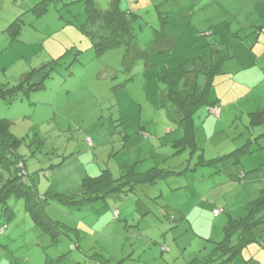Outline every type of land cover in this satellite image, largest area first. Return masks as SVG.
<instances>
[{"label":"rangeland","instance_id":"374dc122","mask_svg":"<svg viewBox=\"0 0 264 264\" xmlns=\"http://www.w3.org/2000/svg\"><path fill=\"white\" fill-rule=\"evenodd\" d=\"M28 1L0 0V86L44 65L33 81H42L44 71L50 75L29 97L1 101L0 118L25 139L17 151L40 194L51 190L81 202L46 209L79 226L82 240L79 249L67 237L57 243L34 225L27 200L12 196L9 208L0 209V264H101L93 257L100 254L113 264H186L211 253L230 214L244 217L241 204L263 183L256 171L241 180L238 173L264 163V123H250V112L264 108V0H95L104 21L117 5L139 15L120 31L133 28L132 43L102 54L88 33L100 22L83 28L84 0H50L38 17L26 10ZM19 16L22 30L14 40L8 25ZM167 67L172 76L182 75V94H201L211 77L207 100L223 109L222 117L212 115L222 123L198 124L197 144L212 159L250 139L252 152L240 151L242 165L229 163L221 172L196 166L198 152L174 146L182 131L169 115L179 119L181 111L157 75ZM200 111L211 115L206 104ZM156 167L179 174L158 176L155 184H138L108 201H86L85 178H101L109 169L119 182L131 168ZM249 258L264 264L263 242L244 248L234 264Z\"/></svg>","mask_w":264,"mask_h":264},{"label":"trees","instance_id":"16d2710c","mask_svg":"<svg viewBox=\"0 0 264 264\" xmlns=\"http://www.w3.org/2000/svg\"><path fill=\"white\" fill-rule=\"evenodd\" d=\"M50 0H40L36 4L32 5L27 11L36 13L35 16H41L42 13L47 10ZM85 11L87 14V25L83 26L85 29L88 24L91 26L100 22L98 29L88 30L92 37L94 46L97 53L102 54L107 49H111L119 46L122 43H132L134 34L132 30L125 33H120L127 29V23L130 20L134 22L139 17L136 13L130 10H124L117 5L111 19L104 21L102 11L96 6L95 0H84ZM162 5V4H161ZM160 5V6H161ZM21 16L16 17L9 25V31L16 40L21 33ZM125 27H124V26ZM123 26V27H122ZM131 37V38H130ZM122 42V43H121ZM45 65L42 67L44 68ZM42 68L36 69L32 73L26 74L18 83L14 85L4 84L0 86V102L4 101L11 104L14 100L23 99L24 96L29 97L32 90L44 88L46 77L50 74L48 71L42 73V81H33V76L40 73ZM188 68V66H187ZM171 67H167L157 72L158 80L163 81L167 86L168 95L178 105L180 112V118L175 119L172 115H169L171 120L176 122L178 128L182 131V136L174 140V146L178 150L189 149L191 153H197L198 160L196 166H212L216 171H222L224 166L228 163L242 165V159L240 158V151L247 149L245 152H252L249 149L251 140L237 149L225 152L222 155L207 159L205 151L201 149L196 140V121L198 120V110L207 105V112L217 118L221 114V106L217 101L209 102L207 100L208 88L213 84L211 77H209V86L201 93H181L180 79L181 76H172ZM212 75V74H210ZM22 96V97H21ZM218 107L220 112L218 115L212 112V109ZM197 114V115H196ZM252 120L250 123L252 127H257L264 123V108L257 111L250 112ZM174 118V120L172 119ZM197 118V119H196ZM204 120H202L203 122ZM11 121L6 118H0V209H8V201L12 196L23 197L27 200V206L30 213L38 225L45 234L52 237L59 243V238L62 233H68L64 223L51 218L46 208L53 202H58L62 205H79V202L74 197H70L66 194H58L49 190L46 194L41 195L38 190V182L35 177L28 173L26 169V163L23 157L17 151V146L21 140L25 139L17 138L10 129ZM264 134V132H263ZM258 168L238 173V177L241 180L246 173H252L257 171ZM152 170V169H151ZM144 173H138L131 168L129 170V177L127 180L117 182L112 178V174L109 169H105L99 177H88L83 180L82 185L85 186V193L89 196L86 197V201L97 202L107 201V199L115 194L133 191L138 184H155L158 180V176L167 177L173 174H179L174 170L168 168H154ZM7 172L8 176L5 178L3 174ZM127 174V175H128ZM126 175V176H127ZM218 210V209H216ZM223 212H228L226 208L222 209ZM220 211V215H221ZM115 216H119L118 211H115ZM218 214V215H219ZM246 214V213H245ZM215 215V214H214ZM217 215V216H218ZM11 217V215H9ZM76 238V239H75ZM73 241L77 243V249L80 248L77 237L73 236ZM264 244V194H260L254 200L251 199L250 206L247 207V214L244 217L233 218L231 215L224 226V237L220 241L216 242L214 249L211 253L205 255H197L186 264H234L239 259L244 248L248 247L252 243ZM98 257L101 264H111L103 254ZM254 261L253 258L247 260L243 259L241 264H251ZM261 263V262H260ZM122 264V262L118 263ZM262 264V263H261Z\"/></svg>","mask_w":264,"mask_h":264},{"label":"crops","instance_id":"0c3cea01","mask_svg":"<svg viewBox=\"0 0 264 264\" xmlns=\"http://www.w3.org/2000/svg\"><path fill=\"white\" fill-rule=\"evenodd\" d=\"M33 1H28V3L26 4L27 6H26V10H29V8H31V6L32 5H34L35 3H32ZM201 112V111H200ZM209 114H210V112H209ZM220 116L222 117L223 116V109H221V114H220ZM198 118V120L196 121V134H197V125L198 124H200V125H205L206 126V124H211V125H213V123H214V125H220L221 123H222V121L220 120V119H215V118H213V116L212 115H210V116H208V115H201V114H199V116L197 117ZM196 118V119H197ZM202 120H204L203 122H202ZM236 144V143H235ZM231 145H229V146H227V147H224L225 149L224 150H228L229 148H231L230 147ZM239 145H237L236 147H238ZM232 163V162H231ZM229 164V163H228ZM228 164H226L225 166H224V169H225V167L228 165ZM233 164V163H232ZM224 169L222 170V171H224ZM261 169H263V170H261ZM252 170V169H251ZM221 172V171H220ZM257 173V175H258V179L259 180H261V182L263 181V183L261 184L260 182L259 183H256V185H255V187L254 188H256V187H259L260 186V188H256V192H259L258 194L256 193V194H254V197L252 198V200H254L255 198H257L260 194H264V163L262 164V167L261 168H258L257 169V171H256ZM245 176V178L244 179H246L247 177H248V173H246V175H244ZM167 177H169V176H167ZM166 178V177H165ZM243 179V178H242ZM240 182H243V181H240ZM146 184V183H145ZM242 185V187H244V183L243 184H241ZM262 186V187H261ZM136 188V187H135ZM244 189H242L241 191H243ZM135 191V189L133 190V191H128V192H122V193H115V194H124V195H127V194H129V193H133ZM114 195V194H113ZM242 195V194H241ZM112 196V195H111ZM110 196V197H111ZM109 199V198H108ZM108 199H107V201H108ZM97 202H100V201H97ZM97 202H95V203H97ZM102 202H104V201H102ZM250 203H251V196L250 197H248V198H245L244 199V201H243V204H241V206L243 207V209H244V212H246L247 211V207H249L250 206ZM47 210V209H46ZM216 210V209H215ZM214 210V211H215ZM228 210V209H227ZM231 209H229L228 210V212L230 211ZM31 214V213H30ZM231 215V214H230ZM31 216H32V214H31ZM218 216H221L220 214L218 215ZM218 216H216V217H218ZM232 216V215H231ZM33 218V217H32ZM51 218H53V217H51ZM54 219V218H53ZM54 220H58V221H60V222H62L61 220H59V219H54ZM33 222H34V219H33ZM62 223H64V222H62ZM65 225H67L66 223H64ZM34 225L35 226H38V225H36V222H34ZM68 226V228L66 227V229H67V231H68V233L70 234V236H68V234L66 233V234H64V233H62V235H61V237L59 238V241L61 242L62 241V239L64 238V237H67L68 239H71V243H72V246L74 247V248H76L77 247V243L75 244V241H73L72 239H73V236H71V233L73 232V233H75V235L76 236H74V237H77V240H78V243H79V246H80V242H81V240H82V236L80 235V227L79 226H77V227H70L69 225H67ZM39 227V226H38ZM40 228V227H39ZM41 229V228H40ZM76 239V238H75ZM77 249V248H76ZM107 256H105V258H106ZM106 259H108L109 261H110V259L109 258H106ZM110 263L111 264H113L111 261H110ZM118 264V263H117ZM252 264H261L260 262H258V261H254Z\"/></svg>","mask_w":264,"mask_h":264},{"label":"built area","instance_id":"2783aa9c","mask_svg":"<svg viewBox=\"0 0 264 264\" xmlns=\"http://www.w3.org/2000/svg\"><path fill=\"white\" fill-rule=\"evenodd\" d=\"M212 112H213L214 114L218 115L219 112H220V110H219L218 107H215V108L212 109ZM219 213H220V210H219V209L214 211L215 216H217Z\"/></svg>","mask_w":264,"mask_h":264}]
</instances>
